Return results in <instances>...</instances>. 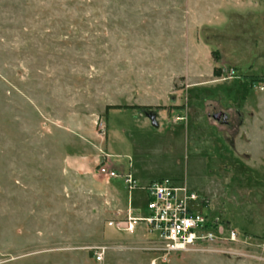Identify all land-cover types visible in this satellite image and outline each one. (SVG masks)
<instances>
[{
	"label": "rangeland",
	"instance_id": "374dc122",
	"mask_svg": "<svg viewBox=\"0 0 264 264\" xmlns=\"http://www.w3.org/2000/svg\"><path fill=\"white\" fill-rule=\"evenodd\" d=\"M125 173L237 240L165 255ZM0 264H264V0H0Z\"/></svg>",
	"mask_w": 264,
	"mask_h": 264
},
{
	"label": "built area",
	"instance_id": "2783aa9c",
	"mask_svg": "<svg viewBox=\"0 0 264 264\" xmlns=\"http://www.w3.org/2000/svg\"><path fill=\"white\" fill-rule=\"evenodd\" d=\"M100 171L109 178L119 176L117 171L105 167ZM123 177L129 193L138 191L145 195L147 211L143 218L128 215L123 221L127 225L124 230H133L135 223L144 222L149 232L159 234L165 255L192 250L199 241L237 240L235 229L222 223L215 224L209 218L206 213L208 200L198 196L186 183L159 180L144 184L131 173H125ZM102 259V253L98 252L97 260Z\"/></svg>",
	"mask_w": 264,
	"mask_h": 264
},
{
	"label": "crops",
	"instance_id": "0c3cea01",
	"mask_svg": "<svg viewBox=\"0 0 264 264\" xmlns=\"http://www.w3.org/2000/svg\"><path fill=\"white\" fill-rule=\"evenodd\" d=\"M144 184H146V183H144ZM190 188V187H189ZM193 191V190H192ZM131 193L129 194V196H130V198H129V202H128V205H127V207H128V213H127V216H126V219H127V217H128V215H130V216H134L133 215V211H135V209L133 208V206H132V203H131ZM206 197L207 198H209L207 195H206ZM209 201H210V198H209ZM146 215H147V211H146ZM134 217H137V218H143L144 216H134ZM137 223H135L134 224V227H135V225H136ZM146 229H147V225H146Z\"/></svg>",
	"mask_w": 264,
	"mask_h": 264
},
{
	"label": "water",
	"instance_id": "95a60500",
	"mask_svg": "<svg viewBox=\"0 0 264 264\" xmlns=\"http://www.w3.org/2000/svg\"><path fill=\"white\" fill-rule=\"evenodd\" d=\"M213 118L215 120H220L222 119V121L226 124H228L229 122V118H228V115L226 113H223V112H219V113H216L213 115Z\"/></svg>",
	"mask_w": 264,
	"mask_h": 264
},
{
	"label": "trees",
	"instance_id": "16d2710c",
	"mask_svg": "<svg viewBox=\"0 0 264 264\" xmlns=\"http://www.w3.org/2000/svg\"><path fill=\"white\" fill-rule=\"evenodd\" d=\"M213 74H214V76L219 77V76H221V70L220 69H215ZM111 108H113V107L112 106H107V111L109 109H111Z\"/></svg>",
	"mask_w": 264,
	"mask_h": 264
},
{
	"label": "flooded vegetation",
	"instance_id": "af4514ba",
	"mask_svg": "<svg viewBox=\"0 0 264 264\" xmlns=\"http://www.w3.org/2000/svg\"><path fill=\"white\" fill-rule=\"evenodd\" d=\"M229 118V117H228Z\"/></svg>",
	"mask_w": 264,
	"mask_h": 264
}]
</instances>
